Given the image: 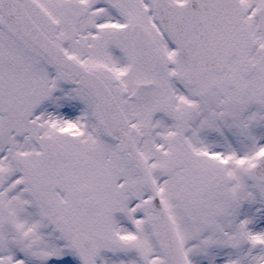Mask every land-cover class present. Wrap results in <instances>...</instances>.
<instances>
[{"label": "snow or ice", "instance_id": "1", "mask_svg": "<svg viewBox=\"0 0 264 264\" xmlns=\"http://www.w3.org/2000/svg\"><path fill=\"white\" fill-rule=\"evenodd\" d=\"M0 264H264V0H0Z\"/></svg>", "mask_w": 264, "mask_h": 264}]
</instances>
